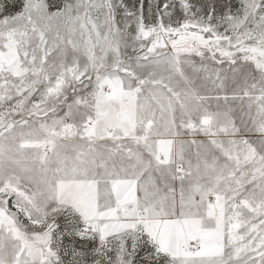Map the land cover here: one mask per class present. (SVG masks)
<instances>
[{
  "label": "snow or ice",
  "instance_id": "1",
  "mask_svg": "<svg viewBox=\"0 0 264 264\" xmlns=\"http://www.w3.org/2000/svg\"><path fill=\"white\" fill-rule=\"evenodd\" d=\"M0 264H264V0H0Z\"/></svg>",
  "mask_w": 264,
  "mask_h": 264
},
{
  "label": "rangeland",
  "instance_id": "2",
  "mask_svg": "<svg viewBox=\"0 0 264 264\" xmlns=\"http://www.w3.org/2000/svg\"><path fill=\"white\" fill-rule=\"evenodd\" d=\"M54 2H58V0H54Z\"/></svg>",
  "mask_w": 264,
  "mask_h": 264
}]
</instances>
